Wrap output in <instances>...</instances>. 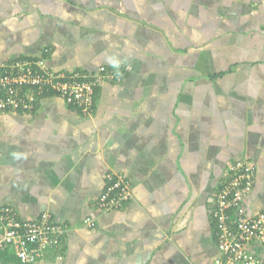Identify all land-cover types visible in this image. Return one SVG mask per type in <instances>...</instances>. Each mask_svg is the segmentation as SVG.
I'll return each instance as SVG.
<instances>
[{
  "label": "crops",
  "instance_id": "1",
  "mask_svg": "<svg viewBox=\"0 0 264 264\" xmlns=\"http://www.w3.org/2000/svg\"><path fill=\"white\" fill-rule=\"evenodd\" d=\"M20 59L98 79L88 116L52 95L0 112V206L67 228L35 264H215L238 162L264 211V0H0V66ZM109 173L132 199L100 213Z\"/></svg>",
  "mask_w": 264,
  "mask_h": 264
},
{
  "label": "built area",
  "instance_id": "2",
  "mask_svg": "<svg viewBox=\"0 0 264 264\" xmlns=\"http://www.w3.org/2000/svg\"><path fill=\"white\" fill-rule=\"evenodd\" d=\"M86 79V78H85ZM98 79L84 80L79 73H55L45 68L42 60L16 61L0 66V88L9 92L0 98V111L22 113L32 109L33 93L29 88L55 90L68 106L88 116L93 110V93ZM23 87L25 97H20ZM235 175L215 195L213 219L217 223L215 264H264L252 248L264 246V211L248 214L243 201L254 181V166L238 162ZM132 199L129 182L121 175H106V185L96 202V211L106 213L121 210ZM84 225L93 226L87 218ZM67 233L66 226L48 213L35 220H21L8 207L0 206V251L11 248L20 264H35L40 254L54 248Z\"/></svg>",
  "mask_w": 264,
  "mask_h": 264
},
{
  "label": "trees",
  "instance_id": "3",
  "mask_svg": "<svg viewBox=\"0 0 264 264\" xmlns=\"http://www.w3.org/2000/svg\"><path fill=\"white\" fill-rule=\"evenodd\" d=\"M25 59H20L19 61H23ZM44 62L45 59H40ZM33 61H37V60H33ZM50 70V69H49ZM52 71V70H50ZM53 72V71H52ZM55 72V71H54ZM55 73H59V72H55ZM62 73V72H61ZM63 73H68V72H63ZM76 73H80V72H76ZM84 77V80H96L97 77L93 76V75H84L83 73L81 74ZM86 78V79H85ZM98 84H96L97 86ZM96 88V87H95ZM95 88H94V93H93V102H95V98H94V94H95ZM27 91L26 87H23V90H21L19 98L20 97H25V92ZM29 91H31L33 93L34 99L37 97H46V96H60L58 94V92H56L55 90L51 89L50 87L48 88H38V87H32L29 88ZM9 94V92L7 90H5L4 88H0V98L5 99V97ZM61 97V96H60ZM8 110V109H7ZM7 110H2L0 112H6ZM10 111V110H9ZM18 112V111H17ZM20 112V111H19ZM214 227L216 228V233H217V223L216 221L214 222ZM14 259L17 260V258L14 255V251L11 248H5L2 251H0V262L4 261L5 259ZM18 261V260H17ZM19 262V261H18ZM20 263V262H19Z\"/></svg>",
  "mask_w": 264,
  "mask_h": 264
}]
</instances>
